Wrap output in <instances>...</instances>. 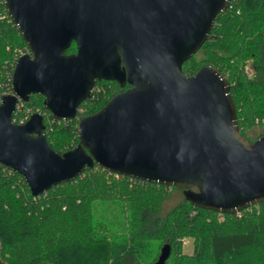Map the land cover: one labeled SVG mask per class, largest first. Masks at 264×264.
I'll list each match as a JSON object with an SVG mask.
<instances>
[{"label": "water", "instance_id": "obj_1", "mask_svg": "<svg viewBox=\"0 0 264 264\" xmlns=\"http://www.w3.org/2000/svg\"><path fill=\"white\" fill-rule=\"evenodd\" d=\"M2 2L27 51L0 96V164L21 174L32 195L96 164L178 186L193 206L220 213L264 201V134L244 139L219 70L182 71L230 0ZM71 42L76 50L66 53ZM96 79L128 86L78 119V142L62 153L48 144L40 112L12 118L19 101L39 93L54 118L70 120ZM167 256L163 247L155 264Z\"/></svg>", "mask_w": 264, "mask_h": 264}, {"label": "trees", "instance_id": "obj_2", "mask_svg": "<svg viewBox=\"0 0 264 264\" xmlns=\"http://www.w3.org/2000/svg\"><path fill=\"white\" fill-rule=\"evenodd\" d=\"M75 42L65 50L75 52ZM27 44L0 0V96L11 90L15 61ZM211 65L228 80L240 133L264 127V0H230L217 14L200 48L182 64L186 75ZM251 66L248 76L244 67ZM121 88L94 83L76 116L57 120L32 93L13 113L23 122L43 115L48 144L62 153L78 142L81 116L101 108ZM178 190L181 200L161 214L163 201ZM192 251H182V239ZM264 264V201L233 213L193 206L178 186L109 172L96 164L73 180L31 194L21 174L0 164V264Z\"/></svg>", "mask_w": 264, "mask_h": 264}, {"label": "rangeland", "instance_id": "obj_3", "mask_svg": "<svg viewBox=\"0 0 264 264\" xmlns=\"http://www.w3.org/2000/svg\"><path fill=\"white\" fill-rule=\"evenodd\" d=\"M259 132H264V127L260 125H254L247 130V136L250 138L255 137ZM181 195L178 190H172L171 194L163 201L161 209V214H164L171 206L176 204L181 200ZM182 251L184 253H190L192 251V239L184 238L182 239Z\"/></svg>", "mask_w": 264, "mask_h": 264}, {"label": "built area", "instance_id": "obj_4", "mask_svg": "<svg viewBox=\"0 0 264 264\" xmlns=\"http://www.w3.org/2000/svg\"><path fill=\"white\" fill-rule=\"evenodd\" d=\"M244 71H245V73H246L248 76L252 75V73H253L252 68H251V66H249V65H246V66L244 67ZM21 122H22V121H21ZM236 212H238V211H236Z\"/></svg>", "mask_w": 264, "mask_h": 264}, {"label": "flooded vegetation", "instance_id": "obj_5", "mask_svg": "<svg viewBox=\"0 0 264 264\" xmlns=\"http://www.w3.org/2000/svg\"><path fill=\"white\" fill-rule=\"evenodd\" d=\"M96 80H97V79H96ZM101 80H102V79H101ZM97 81H99V80H97ZM111 81H112V80H111ZM95 82H96V81H95ZM115 82H116V81H115ZM116 83H117V82H116ZM118 86H119V85H118ZM127 86H128V84H125L124 86H122V87H121V86H119V87H120V88H121V90H122V89H125Z\"/></svg>", "mask_w": 264, "mask_h": 264}]
</instances>
